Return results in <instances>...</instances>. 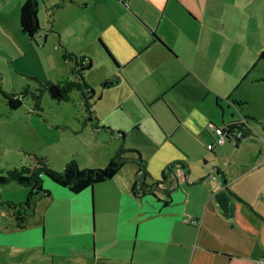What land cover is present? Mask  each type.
<instances>
[{
    "label": "crops",
    "instance_id": "crops-1",
    "mask_svg": "<svg viewBox=\"0 0 264 264\" xmlns=\"http://www.w3.org/2000/svg\"><path fill=\"white\" fill-rule=\"evenodd\" d=\"M0 1L12 28L5 34L29 38L19 25L24 0ZM57 1L43 0L47 19L35 40L57 43L59 55L76 47L75 54L105 64L84 70L85 80L99 86L91 100L94 123L123 132L121 138L82 126L97 133L102 150L96 158L108 161L122 143L140 152L147 174L137 183L139 194L132 191L139 173L134 161L78 193L44 179L50 194L36 201L25 224L0 212V264H258L264 258V142L250 126V140L218 151L205 146L215 125L244 117L250 125L229 96L230 79L222 89L211 68L222 49L208 47L204 27L208 20L216 25L217 17L206 8L223 0H64L53 8ZM65 62L70 71L72 62ZM179 82L186 85L177 88ZM175 160L183 164L173 165V175L168 164ZM111 225L114 236L102 232L97 239L96 231Z\"/></svg>",
    "mask_w": 264,
    "mask_h": 264
},
{
    "label": "rangeland",
    "instance_id": "rangeland-1",
    "mask_svg": "<svg viewBox=\"0 0 264 264\" xmlns=\"http://www.w3.org/2000/svg\"><path fill=\"white\" fill-rule=\"evenodd\" d=\"M37 1L36 17L38 23L43 24L47 14L43 0ZM211 11L216 12L217 24L213 25L208 20L204 32L209 36L208 47L212 52L218 53L219 49H215L218 43L222 49L216 58L217 63L211 65L216 74L215 80L220 79L216 84L224 83V89L228 82L225 79H230L233 84L228 89L230 98L237 101L235 107L242 115L249 114L252 132L264 142V59L258 58L259 52L264 50V0H223L215 9L206 8V13ZM3 13L0 10V86L4 90L17 91L25 83L35 84L29 75H35L41 80H56L70 74L66 69L67 62H63L55 50L57 43L40 38L29 41V38L21 34L8 37L5 32H10L12 28L10 21L3 20ZM69 48V51L77 53L76 47H72L73 50ZM90 57L92 63L86 71H95L105 65L98 57ZM94 85H91L93 89L99 87L96 83ZM182 85L186 83L179 82L176 87ZM98 95L91 100L97 99ZM40 106V109L34 108L33 101L25 97L18 108L9 109L0 96V170L29 162L25 155L28 151L44 156L47 163L56 170H60L69 159H75L80 167L105 165L107 161L97 159L95 155L102 150L100 141H97V133L93 127L81 125L82 104L76 90L72 91L69 101L60 102L44 92ZM216 113H219L218 109ZM217 122L220 120L215 119L214 123ZM230 145L234 147V142H225L224 146ZM220 148L217 146L215 150ZM44 179L51 181L47 177ZM26 189L10 181L0 185V196L3 200L9 198L16 202L23 201ZM2 210L5 209L0 207V212ZM116 228L111 225L106 230L98 229L97 239L103 237L102 232L114 236ZM88 230L85 233L89 232L88 238L93 239L92 230ZM80 236L86 237V234Z\"/></svg>",
    "mask_w": 264,
    "mask_h": 264
},
{
    "label": "trees",
    "instance_id": "trees-1",
    "mask_svg": "<svg viewBox=\"0 0 264 264\" xmlns=\"http://www.w3.org/2000/svg\"><path fill=\"white\" fill-rule=\"evenodd\" d=\"M63 3L64 0H58L52 7L62 6ZM37 5V0H24L19 9L20 29L34 41L35 35L39 29V23L36 17ZM60 58L63 62H72L69 71L71 76H63L56 80H41L35 75H29L28 77L34 80L35 84L25 83L17 91H7L0 86V96L3 98L6 106L9 109H16L22 104L25 97H29L33 101L34 108L40 109V98L44 92L52 99L60 102L69 101L72 91L76 90L85 113L82 117L81 125L85 126L91 124L96 129L118 134L122 138L123 132L121 130L114 129L108 125H98L94 123L97 121L96 112L91 102L94 96V89L84 78V70L88 67L90 57L87 54H75L67 51L66 48L63 47ZM258 58L264 59V50L259 52ZM116 80L117 79L105 80L102 82V86L109 87L116 82ZM232 124H235V127H239V124H236V122ZM232 124H226V126L231 127ZM252 138H254L253 135H247L238 142L247 139L250 140ZM128 151L136 152V156H127L126 153ZM25 155L29 162L0 170V185L15 181L27 188L26 196L23 201L15 202L9 199L0 200V207L8 211L7 215L12 216L19 225L25 224L28 216L33 214L36 201L40 197L50 194L49 190L43 186L44 177L49 178L58 185L67 187L72 193H78L95 183L112 178L125 162L134 161L138 164L139 173L136 176V182L132 184V191L135 194H139L140 191H138V189L142 185L141 177L147 174L145 160L141 157L140 152L137 149L125 147L122 143H120L114 154L102 167H80L75 159H69L60 170H56L47 163L45 157L42 155L30 151ZM174 164L181 165L183 161L175 160L169 163V171L173 170ZM199 179L200 178L196 180ZM137 183L139 187H137Z\"/></svg>",
    "mask_w": 264,
    "mask_h": 264
},
{
    "label": "built area",
    "instance_id": "built-area-1",
    "mask_svg": "<svg viewBox=\"0 0 264 264\" xmlns=\"http://www.w3.org/2000/svg\"><path fill=\"white\" fill-rule=\"evenodd\" d=\"M121 1L124 4L126 3V0H121ZM236 124H239L238 125L239 127H235V124L234 125L232 124L231 127L230 126L228 127L226 125H222V126L215 125L212 130V139L205 144L206 149L212 151L215 147L221 146L227 141L238 143V141L242 139L244 136L251 135L250 125L247 118L244 117L240 119L239 121L236 122ZM178 165L176 164L175 166ZM1 214L5 215L6 210H2ZM191 221L194 222L195 220L192 219ZM258 264H264V258L259 259Z\"/></svg>",
    "mask_w": 264,
    "mask_h": 264
},
{
    "label": "water",
    "instance_id": "water-1",
    "mask_svg": "<svg viewBox=\"0 0 264 264\" xmlns=\"http://www.w3.org/2000/svg\"><path fill=\"white\" fill-rule=\"evenodd\" d=\"M90 64H91V61H89L88 66H90ZM104 83H105V82H104ZM104 83H103V84H104ZM229 208H230V211H232V209H233V202L230 203Z\"/></svg>",
    "mask_w": 264,
    "mask_h": 264
}]
</instances>
